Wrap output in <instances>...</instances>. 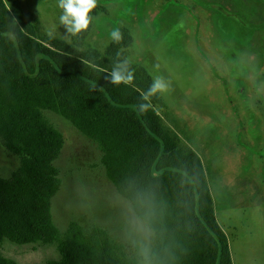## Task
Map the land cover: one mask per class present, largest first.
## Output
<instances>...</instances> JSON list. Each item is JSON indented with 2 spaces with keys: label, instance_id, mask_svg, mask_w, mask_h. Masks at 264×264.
<instances>
[{
  "label": "rangeland",
  "instance_id": "rangeland-1",
  "mask_svg": "<svg viewBox=\"0 0 264 264\" xmlns=\"http://www.w3.org/2000/svg\"><path fill=\"white\" fill-rule=\"evenodd\" d=\"M4 2L37 20L47 45L72 43L58 0ZM97 8L82 49L103 53L113 29L129 31L127 58L169 84L159 92V115L201 159L232 263L264 264V0H97ZM42 113L64 139L53 162L61 179L51 199L54 225L61 233L72 221L102 228L138 264H153V232L107 179L97 143L62 116ZM16 165L0 145V176ZM0 254L17 264L60 259L54 243L6 238Z\"/></svg>",
  "mask_w": 264,
  "mask_h": 264
},
{
  "label": "trees",
  "instance_id": "trees-1",
  "mask_svg": "<svg viewBox=\"0 0 264 264\" xmlns=\"http://www.w3.org/2000/svg\"><path fill=\"white\" fill-rule=\"evenodd\" d=\"M92 21L72 43L47 45L37 20L0 0V145L17 161L0 176V244L54 243L60 259L44 264H138L102 228L72 221L61 233L52 222L61 185L53 162L64 139L42 113L49 110L97 143L107 179L153 232V264H233L199 155L163 124L159 92L146 112L138 108L153 79L127 58L129 31L120 27L122 39L103 53L82 49ZM124 59L132 83H110L105 77ZM0 264L17 263L0 254Z\"/></svg>",
  "mask_w": 264,
  "mask_h": 264
},
{
  "label": "clouds",
  "instance_id": "clouds-1",
  "mask_svg": "<svg viewBox=\"0 0 264 264\" xmlns=\"http://www.w3.org/2000/svg\"><path fill=\"white\" fill-rule=\"evenodd\" d=\"M96 6L97 0H58V7L63 10L59 21L60 25H63L66 29V36H75L82 31H86L92 21L90 12ZM47 35L49 39L54 38V30H49ZM110 36L115 42H119L122 39L119 28L113 29ZM105 79L112 84H131L134 79V74L130 69V61L128 59L118 61ZM168 90L169 84L165 79L163 77H156L148 91L141 97L143 101H148V103H140L138 105L139 110L142 113L146 112L152 106L150 97L157 92H166Z\"/></svg>",
  "mask_w": 264,
  "mask_h": 264
}]
</instances>
